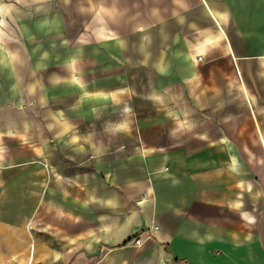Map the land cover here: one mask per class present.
Instances as JSON below:
<instances>
[{
	"label": "crops",
	"instance_id": "obj_1",
	"mask_svg": "<svg viewBox=\"0 0 264 264\" xmlns=\"http://www.w3.org/2000/svg\"><path fill=\"white\" fill-rule=\"evenodd\" d=\"M48 232L65 264H264V0H0V264Z\"/></svg>",
	"mask_w": 264,
	"mask_h": 264
},
{
	"label": "rangeland",
	"instance_id": "obj_2",
	"mask_svg": "<svg viewBox=\"0 0 264 264\" xmlns=\"http://www.w3.org/2000/svg\"><path fill=\"white\" fill-rule=\"evenodd\" d=\"M44 115V114H43ZM42 226H40V229L38 230V232L41 234V237H44V234L46 235V231L45 229L41 228ZM47 234H51V238H49L48 240V245L51 249H53L55 251V255L50 256L48 255L47 259H52L53 263L51 264H65V261L67 260V257L65 255H63V253L67 252V247L69 246V252L71 254V256L69 258L72 257V254L74 252H76L77 250L73 248L72 245H74L73 241H67V239H61L56 237V235H53L52 232H48ZM86 253L89 254H93L95 251L90 249V248H86L85 249ZM116 257V256H114ZM89 264H100V259L99 258H92L89 259Z\"/></svg>",
	"mask_w": 264,
	"mask_h": 264
},
{
	"label": "built area",
	"instance_id": "obj_3",
	"mask_svg": "<svg viewBox=\"0 0 264 264\" xmlns=\"http://www.w3.org/2000/svg\"><path fill=\"white\" fill-rule=\"evenodd\" d=\"M136 245H137V246L140 245V241H137V242H136Z\"/></svg>",
	"mask_w": 264,
	"mask_h": 264
}]
</instances>
